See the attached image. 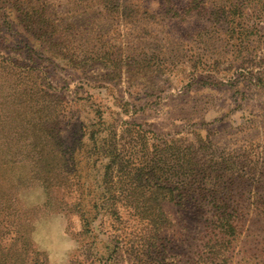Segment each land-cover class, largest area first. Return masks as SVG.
<instances>
[{
    "label": "rangeland",
    "instance_id": "1",
    "mask_svg": "<svg viewBox=\"0 0 264 264\" xmlns=\"http://www.w3.org/2000/svg\"><path fill=\"white\" fill-rule=\"evenodd\" d=\"M0 264H264V0H0Z\"/></svg>",
    "mask_w": 264,
    "mask_h": 264
},
{
    "label": "trees",
    "instance_id": "2",
    "mask_svg": "<svg viewBox=\"0 0 264 264\" xmlns=\"http://www.w3.org/2000/svg\"><path fill=\"white\" fill-rule=\"evenodd\" d=\"M46 114L48 116H45L46 119H48L49 117V112H46ZM56 118V117H55ZM53 118V119H55ZM45 126L44 129L41 131L39 130L40 134H41V138L42 136L45 135V138L47 139V137H50V131H52V127L49 126L50 122L49 120H46V122H43ZM40 123V126L43 124ZM37 125H33V127H36ZM48 126V128L46 127ZM47 128V129H46ZM51 146H44L41 145L40 142L37 143L36 145H34L31 149L26 150V154H28V156L30 157L29 159V167L31 169V178L30 181L32 182H36L39 183L43 188H45L46 190H51V192H53L52 190L54 189H58L60 186H66L67 189H71V183L72 181L70 180L71 176L68 174V172L66 171V160L64 159V153L61 152V149L56 150V148L54 149L53 146L50 148ZM55 152L58 151L59 154V158H62L64 162H59V170L57 168H55L54 170H52L51 172L46 171L44 169H47L49 167L45 166L46 165V157L53 154ZM54 160V159H53ZM55 161V160H54ZM58 164H56L57 166ZM63 167V168H62ZM43 174V176H42ZM70 177V178H69ZM160 189V186H158ZM68 190V191H69ZM221 221H224L225 224H223L224 227H227V230L231 227L228 225V221L229 220H223L221 219ZM219 225V224H218ZM222 226V227H223ZM215 229L218 230V227H215ZM221 229V228H220ZM218 230L219 232L221 230ZM216 248H212V247H207V250L210 251V253H216ZM202 260H207L208 258L206 257H202Z\"/></svg>",
    "mask_w": 264,
    "mask_h": 264
}]
</instances>
